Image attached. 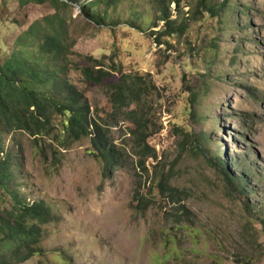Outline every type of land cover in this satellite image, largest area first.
<instances>
[{
  "label": "rangeland",
  "instance_id": "obj_1",
  "mask_svg": "<svg viewBox=\"0 0 264 264\" xmlns=\"http://www.w3.org/2000/svg\"><path fill=\"white\" fill-rule=\"evenodd\" d=\"M155 1L123 0L108 10L109 27L95 25L79 5H71L68 18L73 62L114 60L140 79L150 121L148 153L158 158L141 153L133 125L122 116L111 122L121 163L110 175L90 154L88 140L44 163L33 152L34 138L17 134L22 177L30 185L19 190L56 215L43 226L41 253L21 264H264V0H215V14L204 13L198 22L189 16L196 1L179 0L180 17L175 3L167 12L189 30L161 43L155 32L165 22ZM128 10L149 15L158 26L130 28ZM54 13L49 1L0 0V59L16 50L37 51L40 42L24 34ZM72 83L92 112L105 116L103 110L111 109L102 87L78 73ZM187 134L205 143L204 154L190 151ZM219 159L221 168H214ZM225 173L244 177L232 186ZM162 178L179 192L176 198L161 195ZM136 197L143 198L141 207ZM181 208L188 212L187 229H174L168 219H181Z\"/></svg>",
  "mask_w": 264,
  "mask_h": 264
},
{
  "label": "trees",
  "instance_id": "obj_2",
  "mask_svg": "<svg viewBox=\"0 0 264 264\" xmlns=\"http://www.w3.org/2000/svg\"><path fill=\"white\" fill-rule=\"evenodd\" d=\"M28 1L38 5L49 1L55 13L36 21L24 34L25 40L40 42L37 51L16 50L11 58L0 59V264H21L41 253L43 226L56 219L50 205L44 201L32 203L23 192L29 190L30 185L22 177L23 165L19 162L22 149L14 140L17 134H27L34 138L33 152L44 163L49 161L51 155L57 158L61 149L66 150L88 140L93 148L90 154L104 164L105 174L110 175L121 163V151L110 139L111 122L122 116L124 121L133 125L130 134L136 138L141 153L158 158L148 153V150L151 151L148 145L150 121L143 113V89L138 84L140 79L131 78L114 60L106 63L103 59L85 56L81 65L72 61L75 42L70 35L68 18L71 5H79L83 14L90 17L95 25L109 27L106 24L108 10L117 7L123 0ZM195 1V9L190 7L189 12L191 22L200 21L204 13L215 14V0ZM172 3L177 4L179 18L182 12L179 0L155 1L162 13L160 21L165 22L164 28L155 32L158 43L164 38L173 39L177 35L182 37L189 30L185 24L178 25L177 21L171 19L167 9ZM95 7H103L105 11H95ZM125 23L139 31L148 24L158 26L149 15L139 18L131 12ZM112 24L119 25L120 21ZM74 73L107 91L111 109L103 110L105 116L92 112L87 97L72 83ZM197 101V94L192 95V117H196L193 112L198 105ZM12 136L10 145L8 139ZM186 137L189 139L190 151L204 154V142L196 138L191 140L189 134ZM220 162L221 159L214 168H221ZM57 163H60L59 158ZM222 167L226 172L224 163ZM52 168L59 169L56 164ZM225 176L227 184L232 186L244 177L242 173L237 174L235 179L226 173ZM20 186L23 190H19ZM160 193L174 199L179 192L162 178ZM135 201L139 207L144 203L143 198L139 197ZM177 211L182 218H171L168 222L172 221L173 228L187 229L184 220L188 212L182 208Z\"/></svg>",
  "mask_w": 264,
  "mask_h": 264
}]
</instances>
